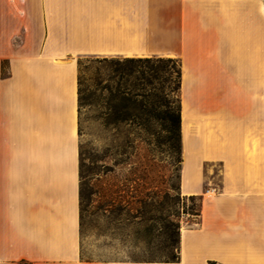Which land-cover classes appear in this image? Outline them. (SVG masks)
Returning <instances> with one entry per match:
<instances>
[{
  "label": "crops",
  "instance_id": "crops-1",
  "mask_svg": "<svg viewBox=\"0 0 264 264\" xmlns=\"http://www.w3.org/2000/svg\"><path fill=\"white\" fill-rule=\"evenodd\" d=\"M82 56L182 62L181 189L205 196L178 261L82 257ZM228 125L264 131V0H0V264H264V163L201 144ZM224 157L206 194L204 162Z\"/></svg>",
  "mask_w": 264,
  "mask_h": 264
},
{
  "label": "rangeland",
  "instance_id": "rangeland-1",
  "mask_svg": "<svg viewBox=\"0 0 264 264\" xmlns=\"http://www.w3.org/2000/svg\"><path fill=\"white\" fill-rule=\"evenodd\" d=\"M103 58L78 59L82 257L170 261L168 235L177 240V229L181 234L183 228L197 227L202 213L201 200L182 192L183 151L180 155L168 130L170 108L180 106L182 120L176 73L182 62H170L160 81L146 85V97L121 101L115 96L114 63ZM123 83L135 91V78ZM227 128L231 138L223 136L225 141L205 134L215 150L218 142L225 143L241 159L249 158L248 163H264L262 128L256 126L250 140L244 139L246 126ZM232 158L204 162L206 194L231 178ZM189 159L192 173L195 160Z\"/></svg>",
  "mask_w": 264,
  "mask_h": 264
},
{
  "label": "trees",
  "instance_id": "trees-1",
  "mask_svg": "<svg viewBox=\"0 0 264 264\" xmlns=\"http://www.w3.org/2000/svg\"><path fill=\"white\" fill-rule=\"evenodd\" d=\"M104 60H111L114 64L112 66V72L114 78L118 79L117 86L115 87V96L121 101L136 100L138 97H146L145 92L146 85H152L155 81H160L163 74L167 72L168 64L175 62L178 58L172 57H104ZM79 65V63H78ZM178 77L179 88L182 87V66L176 71ZM133 77L135 78V91L123 83V79ZM80 82V81H79ZM137 89V90H136ZM143 90V91H141ZM80 99V89H79ZM168 130L172 134L173 138L177 143V151L182 154V135H181V107L170 108L168 114ZM81 197V190H80ZM191 197H198L202 203V195H191ZM176 233V232H175ZM177 240H174L171 234L167 237V247L171 248V259L170 261H178L179 254L174 252L175 243L180 242V232L177 229Z\"/></svg>",
  "mask_w": 264,
  "mask_h": 264
},
{
  "label": "bare ground",
  "instance_id": "bare-ground-1",
  "mask_svg": "<svg viewBox=\"0 0 264 264\" xmlns=\"http://www.w3.org/2000/svg\"><path fill=\"white\" fill-rule=\"evenodd\" d=\"M201 144L205 150H212L215 151L213 144H212V139L210 138L209 135H204V137L201 140ZM209 195H213L214 192L209 190L208 192Z\"/></svg>",
  "mask_w": 264,
  "mask_h": 264
}]
</instances>
